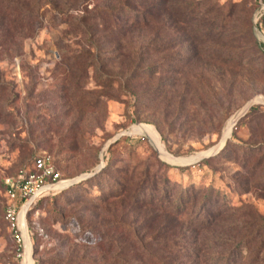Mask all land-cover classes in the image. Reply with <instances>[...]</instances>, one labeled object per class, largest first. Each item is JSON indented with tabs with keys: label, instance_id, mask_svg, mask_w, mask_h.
Returning <instances> with one entry per match:
<instances>
[{
	"label": "rangeland",
	"instance_id": "374dc122",
	"mask_svg": "<svg viewBox=\"0 0 264 264\" xmlns=\"http://www.w3.org/2000/svg\"><path fill=\"white\" fill-rule=\"evenodd\" d=\"M119 1L0 0V264H22L24 253L3 221V180L41 154L63 180L103 174L25 216L30 264H212L234 248L233 264H264V0H215L230 12L225 32L189 54L196 42L162 18L114 26L109 9ZM151 2L129 1L136 12ZM150 41L166 49L151 53ZM224 48L241 50L239 66ZM228 129L216 154L182 165ZM110 178L199 189L194 216L132 203L127 184L105 200L121 190H103ZM209 189L218 196L206 204Z\"/></svg>",
	"mask_w": 264,
	"mask_h": 264
},
{
	"label": "trees",
	"instance_id": "16d2710c",
	"mask_svg": "<svg viewBox=\"0 0 264 264\" xmlns=\"http://www.w3.org/2000/svg\"><path fill=\"white\" fill-rule=\"evenodd\" d=\"M130 0H120L117 4H115L113 7L109 9L110 17L113 19V25L116 27H121L122 29H138L139 27H145L149 23H153L156 19L162 18L163 20L170 21L174 25H179L181 27V30L179 29V32H181L182 35H186L187 37H190L192 42L195 43V47H189L185 48V50H188L189 53H194L193 49H196V46H205L208 43H211L215 40H220L219 38H215L216 34L219 33V35L224 34L225 32V25L230 17L229 10H226V12H223V6H218L215 3V0H153L151 4H138L137 12L135 11L136 4L129 3ZM230 8V7H228ZM223 12L222 19L217 15V13ZM137 13V14H136ZM216 17L219 18L220 23H217ZM191 29L189 32L186 33L187 27H190ZM218 40V41H219ZM260 52L264 58V50L263 46H259ZM145 49L150 51L151 53H160L163 52L166 47L165 45H161L158 43L153 42H147L145 45ZM223 51V57H226V61L232 62L234 66H239L242 61L241 56V50L239 48H224ZM195 56V54H194ZM153 66H148L146 68V71H149L152 69ZM144 72L135 73L133 76L136 75V78L133 79L139 80ZM138 75V76H137ZM133 76L129 79L131 80ZM129 80L127 82H129ZM126 83L123 84V86L128 85ZM257 107H251L250 112H255ZM233 136V134H232ZM227 144L225 145V147ZM223 148V150L225 149ZM33 161V160H32ZM31 161V163H32ZM31 163L28 167L25 169H29L31 167ZM54 167L55 163L53 161ZM56 169V168H55ZM17 174V173H16ZM15 174V175H16ZM103 173H97L93 175L90 178H87L81 182H79L76 185L83 186L85 183H93L97 182L101 183L100 175ZM14 175V176H15ZM127 175V174H125ZM111 180H108L107 182H102V188L103 190L112 191L115 189L121 188V190L116 194H107L105 195V200L117 198L124 196L126 190H124L123 185L127 184L129 185V200L133 203H141L149 205L153 208L164 210L172 214L173 216L177 217L178 219L182 220L185 218L192 219V216L194 214L190 210V206L194 203V199L198 197L199 189L190 188L183 189L180 188L178 190L168 188L169 183L167 180L163 179L161 181L162 183L159 185H155L153 181H145L143 183H134L133 185H130L127 182H116L114 183V180L110 178ZM72 185L64 191H70V190H76L77 186ZM58 192V193H61ZM3 193H5V187L3 185ZM49 194V196H55L56 194ZM109 193V192H108ZM217 195L215 192H212L210 189L207 190V192L203 195V200L206 202V204H210L212 199H215V196ZM47 196H43L40 199H38L33 207H35L42 199H44ZM223 199V198H221ZM105 200L103 202H105ZM217 203V201H214V203ZM205 204V203H204ZM33 207L30 209V211L33 209ZM4 209H5V203L3 206V215H4ZM29 211V212H30ZM28 212V213H29ZM27 213V214H28ZM27 216V215H26ZM4 221V219H3ZM264 221V219H263ZM5 222V221H4ZM209 220L201 219V222L199 224H207ZM6 224V222H5ZM7 227V224H6ZM8 230V227H7ZM9 232V231H8ZM10 234V232H9ZM17 246V245H16ZM34 246V245H33ZM17 248L20 249L19 246ZM234 248V247H233ZM236 249V248H234ZM233 249L226 255L223 256H213L214 262L212 261V264H233V262L230 261L231 257H235L233 254H235ZM249 250V247L246 248ZM35 251L33 254L35 255ZM239 254H241L239 252ZM246 260V259H245ZM35 264H75L74 262H71V260H49V261H40L36 260Z\"/></svg>",
	"mask_w": 264,
	"mask_h": 264
},
{
	"label": "built area",
	"instance_id": "2783aa9c",
	"mask_svg": "<svg viewBox=\"0 0 264 264\" xmlns=\"http://www.w3.org/2000/svg\"><path fill=\"white\" fill-rule=\"evenodd\" d=\"M63 183L67 184L56 188ZM3 185L6 198L3 219L11 239L24 252V235L28 242L29 237L27 228L23 231L20 224V214L23 212L27 215L38 199L66 190L72 183L61 178L47 154H41L33 159L29 169L19 170L15 176L5 178Z\"/></svg>",
	"mask_w": 264,
	"mask_h": 264
},
{
	"label": "bare ground",
	"instance_id": "6f19581e",
	"mask_svg": "<svg viewBox=\"0 0 264 264\" xmlns=\"http://www.w3.org/2000/svg\"><path fill=\"white\" fill-rule=\"evenodd\" d=\"M261 100V99H260ZM263 101V100H262ZM264 102V101H263ZM249 103L246 105V106H244L240 111H238V113L236 114V115H234V116H232L231 118H230V120H229V126H230V128L232 127V126H234L235 125V123H236V121L239 119V117L240 116H242V114H244L245 112H246V110H247V108L249 107ZM228 126V127H229ZM129 132V131H128ZM228 132H229V129H228ZM130 134V133H129ZM229 135H230V132H229V134H228V136H226V135H224L223 136V138H222V140H220L219 141V143L217 144V146L216 147H214L213 149H211V150H209V153H211L212 151H214V150H220V148L223 146V144H224V142H225V140H227L228 138H229ZM158 153L160 154V151H158ZM208 153V154H209ZM166 156L167 157H169V158H172V159H175V158H173V157H171L170 155H168L167 153H166ZM180 160H184V159H180ZM187 162H189V160L188 159H185ZM187 162H185V163H187ZM173 165H178V164H173ZM180 165V164H179ZM67 183H63V184H61V185H59V186H57L56 188H61V187H63V186H65ZM25 213H21L20 214V218H19V220H20V224L22 225V226H24V228L26 227V219H25ZM30 244H29V242L26 240V237H25V235H24V253H23V264H30L31 262V259H30V253H29V249H30Z\"/></svg>",
	"mask_w": 264,
	"mask_h": 264
},
{
	"label": "water",
	"instance_id": "95a60500",
	"mask_svg": "<svg viewBox=\"0 0 264 264\" xmlns=\"http://www.w3.org/2000/svg\"><path fill=\"white\" fill-rule=\"evenodd\" d=\"M256 101V100H255ZM254 102V101H253ZM253 102H250L249 104V107L253 104ZM249 107L247 108V110L249 109ZM246 110V111H247ZM246 113V112H245ZM244 113V114H245ZM244 114H242V115H244ZM241 117V116H240ZM129 133V132H128ZM124 135H127V134H120V135H118L114 140H113V142L114 141H116L119 137H121V136H124ZM224 145V144H223ZM216 147V146H215ZM223 147V146H222ZM221 147V148H222ZM220 148V149H221ZM219 150H214V151H212L211 153H209V154H203V155H198V156H195V157H193L192 158V160H189V162H191V161H193L192 163H194V162H197V161H199V160H201V159H204V158H209V157H211L212 155H214V154H216L217 152H218ZM160 156V155H159ZM172 157V156H171ZM174 158V157H173ZM175 159H177V158H175ZM188 163V162H187ZM182 164V165H189V164ZM99 171V169H96L94 172H91V173H89V174H84L83 176H81L80 178H78L77 180H70V183H72V185H74V184H77V183H79L80 181H82V180H85V179H87V178H90V177H92L93 175H95L97 172ZM22 229H23V231H26V227L24 228V226H22ZM22 264H23V259H22Z\"/></svg>",
	"mask_w": 264,
	"mask_h": 264
}]
</instances>
